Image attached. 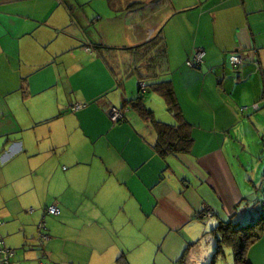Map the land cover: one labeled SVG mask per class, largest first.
<instances>
[{
	"label": "crops",
	"instance_id": "obj_1",
	"mask_svg": "<svg viewBox=\"0 0 264 264\" xmlns=\"http://www.w3.org/2000/svg\"><path fill=\"white\" fill-rule=\"evenodd\" d=\"M106 2L119 22L108 29L97 0H0V234L16 250L10 264H141L143 244L155 243L151 264H224L219 225H247L264 210V0H120L118 9ZM161 32L194 137L189 153L167 157L153 146L152 123L138 113L111 117L138 95L126 94V79L137 75L123 73L128 55L115 48ZM197 48L205 58L193 68ZM233 54L243 55L242 66L231 63ZM73 78L94 91L62 99ZM116 89L121 96L110 97ZM78 140L84 150L73 148ZM50 167L71 190L52 191L56 201L44 208L41 259L27 237L15 244L11 235L25 201L50 192ZM12 201L20 205L8 207ZM76 202L83 208L73 209ZM51 205L61 213L49 214ZM48 216L59 217L61 236ZM67 234L94 255L72 259L67 243L66 256L55 259ZM247 256L264 264V231Z\"/></svg>",
	"mask_w": 264,
	"mask_h": 264
},
{
	"label": "trees",
	"instance_id": "obj_2",
	"mask_svg": "<svg viewBox=\"0 0 264 264\" xmlns=\"http://www.w3.org/2000/svg\"><path fill=\"white\" fill-rule=\"evenodd\" d=\"M119 1L109 0L114 9L119 8L117 5ZM98 48L111 50L110 47L106 46H98ZM115 49L118 50L119 54L128 55L123 60V73L126 75L136 74L141 80L140 84L145 82L147 86V89L143 90L139 84L138 95L133 98H124V104L120 109L125 111L126 108H132L143 120L152 123L157 132V139L153 146L161 156L167 157L172 154L189 153L194 142L192 135L193 124L183 114L172 81H160V78L168 71L167 45L163 32L140 45ZM112 63L114 64V62ZM112 68L116 72L119 70L114 66ZM119 84L122 83L119 82ZM150 91L157 92L164 97L170 112L175 118V122L159 120L154 109L146 105L145 94ZM126 119L127 116L124 113V118L120 121ZM262 212L257 213L254 220L247 225H239L238 223L232 226L229 223H221L219 225L225 231V234H223L225 241L233 248L236 264H251L247 252L262 237L264 231V210Z\"/></svg>",
	"mask_w": 264,
	"mask_h": 264
},
{
	"label": "rangeland",
	"instance_id": "obj_3",
	"mask_svg": "<svg viewBox=\"0 0 264 264\" xmlns=\"http://www.w3.org/2000/svg\"><path fill=\"white\" fill-rule=\"evenodd\" d=\"M97 2L103 5V7H101L102 12L104 13L103 17H105L103 19L102 24L106 25V28L108 29L110 27V25L114 24V27L116 26V24H119L118 20H115L114 16H110L111 14H108L107 12H109V8L106 9L105 5L107 6V2L106 0H97ZM125 44H121L119 46H124ZM171 73H166L164 74V76H162L160 78L161 80H169V76H171ZM126 94L128 97H132V96H136L139 93V78L136 77H130L127 78L126 81ZM83 86H82V85ZM73 85H74V89L69 88L68 89H64L61 88L60 89V94L62 96V99H72V100H76L77 97H83V96H89L90 92H93L94 89H92V82L89 80L83 81L81 79H76L73 78ZM85 87L86 90H83L82 87ZM49 94L51 96L52 92L49 90ZM110 97L113 96H121V92L116 89L114 91H112L109 94ZM145 103L148 107H151L152 109L155 110L156 113V117L161 120V121H165V122H174L175 118L173 117V115L171 114V112L168 110V106L166 104V101L164 99V97L154 91H150L148 93L145 94ZM121 102L119 104H117L118 108H121ZM126 115L127 118L134 119V117L138 118L137 112L132 109V108H126ZM65 138H69V137H65ZM86 146H84V142L79 141L76 142V144H74L73 148H77V150L81 151L84 150ZM75 156V155H74ZM72 156V157H74ZM71 157V158H72ZM65 158H70V157H65ZM69 167L68 164H65V168ZM51 167L49 170H47L46 174L48 173H52L53 176H51L50 180H49V185L50 187V192L48 194H43L42 196H38V195H33L32 198L27 199L25 201V204L27 205L26 212H23L19 215H16V218H13L15 221H13V235H11V239L13 243H17V244H23L25 238L27 237L29 242L32 245L36 246L34 247V249L36 251H38V257H40L41 259H44L42 257L41 254V240H39L40 237V232L38 229V224L40 223V221L42 220V215L44 212V208L51 204V203H55V198L52 196L51 192L57 189H68L71 190V186H69V184H67V180L62 176V174L60 172L57 171V169L54 170V172L51 171ZM62 187V188H61ZM87 204H90V202H86ZM251 206L255 205L257 202H251ZM19 206L20 203H18V201H12V202H8V207L10 206ZM19 204V205H18ZM42 204V207H40V205ZM78 202H76L75 204H71L73 209H77V208H83V202L79 205H77ZM11 208V207H10ZM31 209H34V212H31ZM262 211V209H261ZM2 219V218H1ZM0 219V220H1ZM3 223H5V220H1ZM49 223V227L51 230L54 231V234L56 236H61V231L63 230L60 226H61V221L59 219V217L56 216H48L47 220ZM41 239V238H40ZM68 239V240H67ZM62 240V241H60ZM64 239H59V247H57L56 245H54V254L53 256L55 257V259H60V257H65L66 253L64 252L65 248L67 247L66 244L68 243V246H70L69 249V254H70V258L72 259H78L79 257H89L95 252V247H88V244L86 246L82 245V244H78L75 245V243L73 242V240L71 239V234H67V238H66V243L65 241H63ZM160 244L155 243V244H143V254H140V263L141 264H151L152 259H153V255L155 253V251L159 248ZM18 251L20 250L21 247H17ZM14 249V248H13ZM224 249V253L223 255H221V261L224 264H227L228 261L230 262V264H233V260L235 255L233 254V248L230 246H228L227 244L225 245V247H223ZM17 251V252H18ZM212 256L214 255V253L216 252V248L214 246V249L212 250ZM94 255V254H93ZM130 256V260L132 259L131 254H129ZM224 258H227V260H225ZM39 260V259H38ZM37 260V261H38Z\"/></svg>",
	"mask_w": 264,
	"mask_h": 264
},
{
	"label": "built area",
	"instance_id": "obj_4",
	"mask_svg": "<svg viewBox=\"0 0 264 264\" xmlns=\"http://www.w3.org/2000/svg\"><path fill=\"white\" fill-rule=\"evenodd\" d=\"M205 58V50L202 48H197L194 52L192 57L190 58L188 64L193 68H197L202 65ZM230 61L234 66H242L244 63V58L242 54H233L230 57ZM140 87L143 90L147 89V86L144 82L140 84ZM255 108L259 107V104L254 105ZM246 109V107L244 108ZM124 113L122 109L118 107H113L111 110V117L116 121H120L124 118ZM47 212L52 215H59L61 213V209L57 205H51L47 208ZM2 222L0 221V225ZM42 228H45V223L40 225ZM16 254V250L8 247L5 244L3 236L0 234V264H10L11 258Z\"/></svg>",
	"mask_w": 264,
	"mask_h": 264
}]
</instances>
